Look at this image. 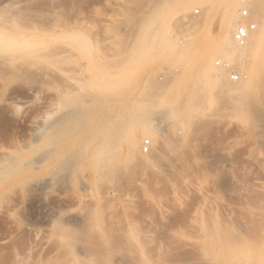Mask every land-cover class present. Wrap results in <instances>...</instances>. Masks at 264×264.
Listing matches in <instances>:
<instances>
[{
    "label": "rangeland",
    "instance_id": "obj_1",
    "mask_svg": "<svg viewBox=\"0 0 264 264\" xmlns=\"http://www.w3.org/2000/svg\"><path fill=\"white\" fill-rule=\"evenodd\" d=\"M1 1L0 264H218L227 239L263 243L264 67L219 49L225 0ZM251 1L234 44L264 19ZM104 116L138 151L103 180L76 155Z\"/></svg>",
    "mask_w": 264,
    "mask_h": 264
},
{
    "label": "bare ground",
    "instance_id": "obj_2",
    "mask_svg": "<svg viewBox=\"0 0 264 264\" xmlns=\"http://www.w3.org/2000/svg\"><path fill=\"white\" fill-rule=\"evenodd\" d=\"M1 1V0H0ZM3 1V0H2ZM1 1V2H2ZM5 1V0H4ZM3 1V2H4ZM11 1V0H10ZM260 1V0H258ZM14 2V1H13ZM16 2V1H15ZM249 2V1H248ZM6 4V2H4ZM8 3V2H7ZM223 7V13H222V20H221V32L222 33V39H221V43L219 45V49H221V51H223L226 55H231L233 52H237V53H248V52H252V55H254V63H253V68L251 71V77H259L260 73L262 72V69L264 67V19L260 22H256V24L258 25L257 27H259L257 29V31L252 34V32H249L248 33V36L246 37V39L241 42V43H233L232 42V32L234 31V27H236V23H235V13H236V9L238 7V3H237V0H225V1H222L220 2ZM255 3V4H253ZM254 0L253 2L251 1V3L249 4V8L251 11V17L253 16L254 17V14H258V17L259 18H262V16L260 17V10H259V7L261 6L262 2L259 3ZM1 4V3H0ZM10 4V3H9ZM15 4V3H13ZM247 4V5H248ZM4 4H1V6H3ZM241 5V4H239ZM260 5V6H258ZM242 6V5H241ZM240 6V7H241ZM5 7V6H4ZM9 7V6H8ZM248 7V6H247ZM262 7V6H261ZM248 8V9H249ZM8 9V8H7ZM6 10V9H5ZM2 11V10H1ZM259 11V12H258ZM262 11V10H261ZM262 13V12H261ZM263 15V14H262ZM257 16V15H255ZM264 18V17H263ZM256 20V18H254ZM259 20V19H258ZM238 26V25H237ZM255 35V36H254ZM227 62V61H226ZM218 65V64H217ZM215 62L213 63V65H210L208 66L209 69H211L212 71L214 72H217L221 77H224V74L222 71H220L218 68H216L215 66ZM191 111L192 109H183L179 112L182 113L183 116H188L191 114ZM107 114V113H105ZM109 114V113H108ZM111 115V114H110ZM101 116V115H100ZM107 116V115H106ZM82 116H80L81 118ZM103 117V115H102ZM101 117V119H102ZM107 118H111L112 120L114 119L113 118V113H112V116L110 117H107ZM116 118V117H115ZM79 119V117H78ZM98 119H99V116H98ZM97 119V120H98ZM137 119V118H136ZM95 120V122L97 121ZM129 120V119H128ZM132 119H130L131 121ZM114 121H118L114 119ZM125 121V120H124ZM133 123H134V119L132 120ZM131 121V122H132ZM139 121V120H138ZM82 122V121H81ZM94 122V123H95ZM141 122V121H140ZM126 124V123H123V125ZM83 125V124H82ZM109 125H112L111 128H108ZM92 126V125H91ZM122 126V125H121ZM129 126V125H128ZM125 127V129H124ZM131 126H129V128L126 129V126H123L121 127L120 129V126L118 125H115L114 122L110 121V120H106L105 119V116H104V120H101V121H97V123L94 125V130L96 131L97 134L99 133H103V135H101V137H103L100 141H94V143H91L92 141H90L88 138V141L86 142V144H84L82 146V144H80L82 147L80 148L79 152L77 151V155L76 156H83V159H86L84 161H87L89 163L87 164H90V167H93L94 168V171H96L94 174L95 176H99L98 179H100V177L102 178L103 176H107L108 174H112L114 173L115 171L119 170L121 165H120V161L123 160L124 158V161H127L128 158L130 157V153L133 152L134 150H136V135L133 131V129L130 128ZM70 128V126H69ZM155 128V127H154ZM151 124L147 121H142L141 122V126H140V129L141 131H148V132H151L152 134H155L157 137L159 136L158 133L155 129H154ZM91 129V128H90ZM138 130V129H137ZM136 130V131H137ZM93 131V130H92ZM94 131V133H95ZM90 132V130H89ZM88 132V133H89ZM92 133V132H91ZM93 133V134H94ZM139 133V132H138ZM149 133V134H151ZM80 134V133H79ZM92 134V135H93ZM160 134V133H159ZM81 135V134H80ZM79 135V136H80ZM84 133L81 135L83 136L82 141H84ZM87 135V134H86ZM85 135V137H86ZM90 135V134H89ZM91 135V136H92ZM89 136V137H91ZM88 137V136H87ZM94 137V136H93ZM160 137V136H159ZM79 138V137H78ZM77 138V140H78ZM84 139V140H83ZM97 139V138H96ZM156 139V138H155ZM158 139V138H157ZM87 140V138H86ZM85 140V141H86ZM81 141V140H79ZM81 141V142H82ZM121 141L123 142L124 144V147L122 148L121 146ZM138 145V144H137ZM138 149V148H137ZM138 151V150H136ZM135 152V151H134ZM131 153L134 154L135 153ZM79 153V155H78ZM138 154V152H136ZM147 156V155H146ZM121 157H123L121 159ZM136 156H134V158H129L131 160H134L136 159L135 158ZM141 158V157H140ZM80 158H78L79 160ZM121 159V160H120ZM77 160V159H76ZM81 160V159H80ZM123 161V162H124ZM136 161V160H135ZM146 162L147 163H151L152 162V157L150 156H147L144 158L143 162ZM129 162V161H128ZM127 162V163H128ZM137 163H139L138 161H136ZM122 163V162H121ZM125 163V162H124ZM130 163V162H129ZM134 164V163H133ZM145 164V163H144ZM143 164V165H144ZM124 165V164H123ZM126 165V164H125ZM139 165V164H138ZM88 166V165H87ZM129 166V165H128ZM124 167V166H123ZM127 167V166H126ZM130 167V166H129ZM143 167V166H142ZM128 168V167H127ZM126 168V169H127ZM133 168V167H132ZM121 170V169H120ZM124 170V169H123ZM58 173L60 171H57ZM57 173V175H58ZM97 173V174H96ZM59 176V175H58ZM110 177V175H108ZM112 176V175H111ZM114 176V175H113ZM96 177V178H97ZM104 178V177H103ZM102 178V179H103ZM108 178V177H107ZM105 179V178H104ZM103 179V180H104ZM113 193V192H112ZM214 231V230H213ZM217 231V230H216ZM212 232H210L208 235L210 236ZM228 234V233H227ZM59 235L58 237L61 239V240H67L69 238L68 236V232L67 231H61L60 234H57ZM216 235V234H215ZM220 236V235H219ZM212 237H213V234H212ZM212 237L208 238V239H211ZM215 237V236H214ZM223 237V236H222ZM225 237V236H224ZM216 238V243H218V238H219V241L220 237H215ZM227 239V236L225 237ZM231 239V238H230ZM132 240V239H131ZM213 240V239H212ZM212 240H210L211 242H213ZM105 241H107L105 239ZM207 241V240H206ZM258 241V240H257ZM263 241V240H261ZM104 242L103 240H101V243ZM221 242V241H220ZM227 242H229V240L227 239L226 243H223L222 246H221V250L219 251L220 254L219 256L217 257V261L216 260H213L212 262H215L216 263L218 262V264H243V263H249V264H264V241L263 243L261 242L260 244L261 245H258L257 242L255 243L256 245H253V246H248V245H245L243 248H241V245H240V248L241 249H237L235 246L236 245H232L230 244L232 242V240L230 241L229 244H227ZM253 242V241H252ZM255 242V241H254ZM68 243V242H67ZM66 243V247L68 245H70V242L67 244ZM215 243V242H214ZM106 244V243H105ZM210 244V243H209ZM213 244V243H212ZM212 244H210L212 246ZM219 244V243H218ZM244 244V242H243ZM207 245V244H206ZM72 246V245H71ZM70 246V248H71ZM106 246V245H105ZM209 246V245H208ZM210 246V247H211ZM247 246V247H246ZM209 247V248H210ZM215 247V246H214ZM69 249V248H68ZM213 249V248H212ZM216 248H214L213 250H215ZM72 248L70 249V252H71ZM210 250V249H208ZM212 252V250L210 251ZM216 251L212 252L211 254L215 253ZM113 253V252H112ZM110 254V253H109ZM210 253L208 252V257L211 255H209ZM72 255V254H71ZM76 255V254H75ZM90 255V254H89ZM107 255V254H106ZM73 256H74V253H73ZM73 256L71 257L69 255V257H71V261L73 262H70L71 264H80L79 263V256ZM91 256V255H90ZM213 256V255H212ZM77 257H78V260H77ZM89 258V257H88ZM93 258V257H92ZM144 258V257H143ZM216 259V257H214ZM81 259V258H80ZM91 259V257H90ZM219 259V260H218ZM83 260V258H82ZM86 258L83 260L84 264H92L93 262L92 261H85ZM110 260V259H109ZM143 260V259H142ZM248 262H247V261ZM107 261V260H106ZM139 261V259H138ZM141 261V260H140ZM147 261V260H146ZM92 262V263H91ZM148 262V261H147ZM239 262V263H237ZM151 263V262H150ZM17 264H25L23 261L21 262H18ZM107 264V263H106ZM109 264V263H108ZM137 264V263H136ZM142 264V263H140ZM145 264V262L143 263ZM149 264V262L147 263Z\"/></svg>",
    "mask_w": 264,
    "mask_h": 264
},
{
    "label": "built area",
    "instance_id": "obj_3",
    "mask_svg": "<svg viewBox=\"0 0 264 264\" xmlns=\"http://www.w3.org/2000/svg\"><path fill=\"white\" fill-rule=\"evenodd\" d=\"M241 16L242 17H246L247 16V12L246 11H242L241 12ZM254 29H255V26L253 24H250V23H242V24L238 25L236 30H235V32H234V34H233L234 42H236V43L243 42L246 39V37L248 36V33L252 32ZM231 79L233 81H238V77L236 75H233L231 77ZM148 145H149V142L145 141L144 144H143V151L144 152L148 151Z\"/></svg>",
    "mask_w": 264,
    "mask_h": 264
}]
</instances>
